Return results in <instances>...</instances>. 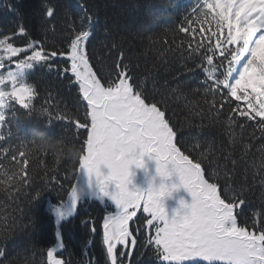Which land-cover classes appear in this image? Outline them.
Instances as JSON below:
<instances>
[{
  "label": "snow or ice",
  "instance_id": "6c2138e0",
  "mask_svg": "<svg viewBox=\"0 0 264 264\" xmlns=\"http://www.w3.org/2000/svg\"><path fill=\"white\" fill-rule=\"evenodd\" d=\"M80 7L79 23L72 22L61 47L32 39L16 4L9 6V11L18 17L15 30L11 35L0 33V126L6 121L5 110L13 105L29 115L39 111L41 116H51L47 108L37 110L33 104L37 93L27 78L37 67L48 72L55 68L57 75L78 84L79 95L86 102L75 116L65 113L56 117L74 123L77 139L80 130L86 138L78 158L76 183L65 190L67 201L61 199L51 208L55 242L46 249L45 264H68L57 255L65 247L61 225L74 215L82 200V172L89 187L94 185L98 195L110 196L117 208L115 214L103 217L105 264H126L132 256L138 236L131 230L130 221L140 210L149 218L136 233L145 228L154 230L144 243L153 248L159 264H264V212L244 217L239 211L249 203V192L257 179L264 191V145L259 149L261 163L252 165L257 172H252L248 164L249 149L254 147L251 141L257 139V132L264 139V0H195L176 24L165 29L171 39L160 41L162 55L168 53L163 71L172 74L175 86L168 79L157 86L158 80L153 77L151 89L135 75L117 44L112 45L118 55L108 71L103 75L94 71L89 50L94 20L84 3ZM55 15V7L45 3L41 20L44 31ZM16 36L25 38V46H14ZM58 59L67 66L61 68ZM190 74L203 75L195 88L187 86ZM170 96L176 100L202 96L199 108L189 105L190 114L195 111L201 121L209 119L210 125H219L229 137L228 144L216 146L209 142L208 151H198L200 143L184 138L185 125L177 126L166 115ZM222 112L227 118L226 128L216 119ZM187 126L204 127L203 123L191 122ZM235 128L246 134L248 128L252 129L243 151H239ZM30 143L34 146L24 145L10 154L11 175L0 161V176L5 177L0 179V185H9V192L15 188L17 196L26 195L34 184L31 164L41 148L35 141ZM145 155L155 160L160 177L167 179L175 173L180 186L192 197L190 204L181 200V209L171 218L163 198L177 185L169 188L161 183L147 192L129 189L130 167H143ZM102 165L109 169L107 176L100 171ZM51 180L45 175V185ZM109 185L115 186L111 192ZM59 188L64 189V185ZM41 196L42 192L36 190L32 199ZM238 217L242 218L238 221ZM82 223L96 233L91 218ZM16 224L13 219L12 224L0 230V241L8 239ZM5 257L0 247V264H11Z\"/></svg>",
  "mask_w": 264,
  "mask_h": 264
},
{
  "label": "trees",
  "instance_id": "16d2710c",
  "mask_svg": "<svg viewBox=\"0 0 264 264\" xmlns=\"http://www.w3.org/2000/svg\"><path fill=\"white\" fill-rule=\"evenodd\" d=\"M49 2L55 7L56 15L48 25V30L44 31L41 27L42 8ZM81 3L85 4L94 20L93 37L89 43L92 54L90 62L94 65V71L99 70L100 75L108 71L118 55L117 50L112 48L113 44H117L128 58L127 62L134 69L135 75L143 81L146 88L153 87V77L158 80L157 86L165 79L175 86L176 82L171 79L172 74L163 71V60L168 53L164 52L162 55L160 41L171 39V33L166 36L165 29L176 24L193 6L195 0H19V2L0 0V33L11 35L12 30H15L18 17L9 11V6L16 4L23 25L29 30L32 39L46 41L49 46L61 47L64 35L72 22L79 23L77 17L82 11ZM2 34L0 38H3ZM24 40V37L16 36L12 42L14 46L23 47ZM58 64L61 68L67 66L63 59H58ZM202 79V74H190L186 78L188 88H195ZM27 82L36 89L37 95L33 101L35 109L47 108L51 116L48 113L41 116L39 111L29 115L18 105L5 110L6 121L0 126V136L4 137L0 140V161L9 169V175L10 154L22 149L24 145L33 147L34 145L30 143L32 141L38 144L36 136L38 132L46 133L50 138L63 139L66 144L75 146L80 153L83 152L82 141L86 138L83 130H80V138H76L74 123L56 119L65 113L75 116L77 109L86 103L79 95L78 84L69 83L67 78L57 75L55 68L48 72L39 67L30 71ZM159 98L157 96V99ZM202 103V96H190L188 100H176L174 96H170V106L166 115L171 117L177 126L185 125L184 138L190 143H200L201 148L198 151L206 152L209 149V142H214L216 146L221 143L227 145L229 137L219 125H210L209 119L201 121L195 111L190 114L189 105L197 109ZM79 115L82 120L83 112L81 111ZM216 119L227 127V118L223 112ZM189 122L193 125L203 123L204 127L189 128L187 126ZM251 132V128L247 129V134L240 128L234 129L240 146L239 151H243V146L249 143L248 134ZM256 135L257 139L251 141L254 147L249 149L248 157L252 172H257V168L252 165L255 163L258 166L261 163L262 154L259 149L264 145V139L259 138V132ZM31 167L34 184L27 190L26 195L17 196L15 188L9 192V185H0V230L12 224L13 219L17 221L8 239L0 241V247L6 252L3 259L11 264H45L46 249L54 245L56 227L48 204H56L61 199L66 200L65 190L74 184L79 163L78 159L61 160L52 151L41 150L36 153ZM45 175L49 180L53 176L56 179L45 185ZM66 177L68 179H65ZM0 179L5 177L0 176ZM60 184L64 185V189L59 188ZM36 190H40L42 196L38 200H33ZM108 210H112V206L106 200L103 204L88 198L79 202L74 215L61 225L65 247L57 255L68 264H105L102 221ZM239 211L244 217L264 212V191L260 187L259 179L253 183L249 192V203L241 206ZM88 218L95 222L97 229L95 234L89 230V226L82 223ZM241 218L238 217V221ZM146 219L147 215L140 210L133 221H130V228L138 236V243L126 264H159L153 248L144 243L149 232L153 234L154 230L145 228L142 233H136V229L145 224Z\"/></svg>",
  "mask_w": 264,
  "mask_h": 264
},
{
  "label": "rangeland",
  "instance_id": "374dc122",
  "mask_svg": "<svg viewBox=\"0 0 264 264\" xmlns=\"http://www.w3.org/2000/svg\"><path fill=\"white\" fill-rule=\"evenodd\" d=\"M143 161H144V166L141 168H137L135 165H132L130 167V173H131L130 175L131 183L129 184L130 190L139 189L141 191L147 192L149 187L159 188L161 183L167 185L169 188H172L173 185H177V187L171 191L170 195H165V197L163 198V205L169 218L174 216L176 212L181 209V205H180L181 200H183L185 203L188 204L191 203L192 201L191 195L188 193L186 189L180 186L179 178L175 173H173L169 178L164 179L157 174L156 162L154 159H151L148 155H145L143 157ZM100 171L104 176H107L109 169L102 165ZM74 183H76V180ZM80 183L83 184L86 188L85 195L82 197L81 201H83L85 198H88L92 200H97L101 204H103L105 203L106 200L108 201V203L111 204L112 210H108L104 214V216L107 214H115L117 208L114 201L111 200L110 196L98 195L94 185L92 187H89L86 174H84L83 172L80 174ZM114 188H115L114 185H109V192L113 191ZM67 198L66 200H64L65 202L67 201ZM53 205L54 204L52 205L48 204L50 211Z\"/></svg>",
  "mask_w": 264,
  "mask_h": 264
},
{
  "label": "clouds",
  "instance_id": "9594fccd",
  "mask_svg": "<svg viewBox=\"0 0 264 264\" xmlns=\"http://www.w3.org/2000/svg\"><path fill=\"white\" fill-rule=\"evenodd\" d=\"M36 136L39 141V147L42 151H52L58 159L76 160L81 154L80 151L71 144H66L63 139L47 137L46 133L38 132ZM80 194L85 195L86 188L83 184L79 188Z\"/></svg>",
  "mask_w": 264,
  "mask_h": 264
}]
</instances>
